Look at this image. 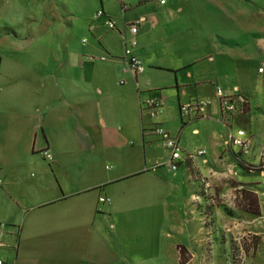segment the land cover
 Masks as SVG:
<instances>
[{
	"label": "crops",
	"instance_id": "crops-1",
	"mask_svg": "<svg viewBox=\"0 0 264 264\" xmlns=\"http://www.w3.org/2000/svg\"><path fill=\"white\" fill-rule=\"evenodd\" d=\"M61 1L70 3L52 9V0H0V261L139 264V216L129 213L119 193L139 187L147 176L160 180L155 169H166L161 164L168 156L157 153L155 142L165 148L154 130L160 127L170 136L178 119L202 140L197 149L206 151V163L198 157L178 168L184 170L194 215L181 205L170 218L179 240L173 263L182 264L192 250L197 262L209 255L208 243L197 247L191 241V230L207 232V223L212 231L205 238L216 255L224 253L218 217L197 215V207L207 204L192 196L200 191V176H229L238 205L254 216L249 222L264 218L259 158L264 72H258L264 65V37H256L252 11L239 7V0ZM37 2L43 6L34 10ZM99 10L104 16L97 18ZM107 20L115 23L114 30ZM131 24L138 29L140 74L126 69ZM217 86L231 97H244L243 112L223 118ZM149 99L161 102V116H149ZM196 100L210 101L205 117H182L181 106ZM223 125L229 132L221 136ZM184 132L175 138L185 156L197 149L182 142ZM230 136L253 143L249 154L238 150L227 173L208 157L228 147ZM44 151L52 162L44 159ZM239 172L259 174L263 181L246 183ZM101 197L109 202L101 203ZM181 247L186 249L182 258Z\"/></svg>",
	"mask_w": 264,
	"mask_h": 264
},
{
	"label": "rangeland",
	"instance_id": "rangeland-1",
	"mask_svg": "<svg viewBox=\"0 0 264 264\" xmlns=\"http://www.w3.org/2000/svg\"><path fill=\"white\" fill-rule=\"evenodd\" d=\"M68 3H64L61 0L60 2L52 0L50 8L61 9L64 5H69ZM40 5L43 6V2L41 4L37 2L34 5V10ZM237 5L239 7L245 6V8L252 11L254 15L252 25L256 30V37H264L263 30L260 28L264 26V0H239ZM27 17L30 19L33 15L30 14ZM170 129L176 131L175 133L170 132V136L174 138L179 132L188 131L187 134L184 132L182 142L187 140L192 149H197V147L201 146L202 140L200 137H192L189 133L190 130L184 127L180 119L174 120ZM223 129L224 132L219 134L221 136L229 132L228 126L223 125ZM223 129H218V131L222 132ZM155 144L159 156L167 157L168 152L163 149L162 143L157 141ZM238 150V148H233L232 152L230 148L221 146L220 149L218 148L214 152V155L208 157L210 164L223 166V169L229 173L227 166L234 162V155L238 154ZM220 159H222V162H220ZM155 175L160 180L147 176L139 181V187L134 185L127 187L124 196L118 190H116V193H119L120 199L125 204L126 209L129 210V213L139 216V264H174L175 252L173 247L179 240L174 233V223L170 218L181 205L183 207L188 205L187 209L193 211L194 215V206L190 199L191 197L185 192L188 187L184 178V170L168 172L164 168H159L158 170L155 169ZM226 177L213 175L212 173L207 177L200 176L197 181L205 180L208 182L210 191L206 193V196L201 197V195L195 193L192 196L193 201L198 202L201 199L203 200L201 205L204 206V202L207 204V209H201V214H206L208 220L213 214L215 219L218 217V226L222 228L226 241L223 256L218 258L219 255H216L214 246L211 247L210 239L205 238L207 237V232L212 231L209 227L210 225L206 222L207 232L205 230L192 229L193 240L191 241L197 247L208 243L209 255L197 262L194 250H192L190 251L192 256L186 255L182 264H264V218L259 219L255 223L249 222L253 219L249 220V217L254 216L248 212L246 207H243L244 205H238L239 196L233 188L234 181ZM238 178L246 183L263 181L259 174L250 175L239 172ZM262 201L264 204V198H262ZM196 213L200 215L197 209ZM176 214V218L179 219L180 215L178 214L180 213L176 212ZM196 221L199 220L195 219L193 222L195 223ZM199 222L201 223L202 220ZM176 225L177 229H179V223H176ZM197 233L200 239L196 237ZM196 248L193 247V249Z\"/></svg>",
	"mask_w": 264,
	"mask_h": 264
},
{
	"label": "built area",
	"instance_id": "built-area-1",
	"mask_svg": "<svg viewBox=\"0 0 264 264\" xmlns=\"http://www.w3.org/2000/svg\"><path fill=\"white\" fill-rule=\"evenodd\" d=\"M160 4H164L165 0H159ZM104 13L102 10H99L96 13V17H102ZM106 26L109 30L115 29V23L113 21L107 20ZM137 25L131 24L129 26V38L125 40V48H124V57L127 65V70L133 72L134 74H140L143 71L142 62L135 54V50L138 46V42L136 39L137 35ZM258 72L262 74L264 72V65L259 68ZM215 96L219 101L220 110L223 115V118H229L235 114H239L243 112L244 108L247 107V100L239 95H235L233 97L227 95L223 89L219 86L215 88ZM209 100H196L187 104H184L180 108V114L182 117H190L194 114L196 117H205V108L209 105ZM146 109L151 118H156L163 114L162 104L157 99H149L146 102ZM155 134L158 135L162 142L165 150L168 152V158L166 161L161 164L170 172H176L179 168L180 162L189 161L193 162L196 158L201 157L206 163L204 156L206 155V151L204 149H197L193 153H187L185 156L183 155L182 148L179 144V139L169 136L162 128L156 127L154 130ZM252 139L246 138L242 139L240 137L230 136L229 139L225 142L226 146L238 148L240 153L243 155L249 154L252 148ZM43 157L47 162L53 161V156L48 152H43ZM259 158L264 164V148H262L259 152ZM264 167V165H263ZM203 182V191L207 193L210 189V184L205 180ZM1 184V181H0ZM101 203H108L109 199L105 197L99 198ZM2 243L0 242V247ZM0 264H4L3 261H0Z\"/></svg>",
	"mask_w": 264,
	"mask_h": 264
},
{
	"label": "trees",
	"instance_id": "trees-1",
	"mask_svg": "<svg viewBox=\"0 0 264 264\" xmlns=\"http://www.w3.org/2000/svg\"><path fill=\"white\" fill-rule=\"evenodd\" d=\"M242 168H243L244 170H246V171H250V169H249L248 167H242ZM199 185H200V191L198 192V194L201 195V197H202V196H206V193H204V191H203V182H202V180H200ZM242 193H243L242 197L244 198V199H243V200H244V203H245L246 205H248V204L246 203V201L248 200V199H247V196H246L247 193H245L244 191H242ZM204 208L207 209L206 206H204ZM197 210L200 212V214L202 213L199 207H197ZM244 210H245V209H244ZM255 215H257V214H255ZM204 216H206V214H205ZM179 251H180V253H181V258H182V256H183V251H186V249H184L183 247H181V248H179ZM231 254H232V252H231ZM221 256H223V251L221 252V254L219 255L218 258H221ZM232 262H233V261H232Z\"/></svg>",
	"mask_w": 264,
	"mask_h": 264
}]
</instances>
